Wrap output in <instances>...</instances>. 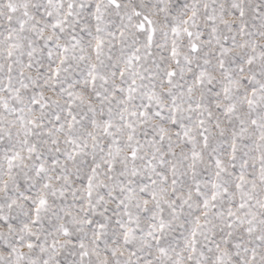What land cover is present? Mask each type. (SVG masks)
I'll list each match as a JSON object with an SVG mask.
<instances>
[{
  "label": "snow or ice",
  "instance_id": "snow-or-ice-1",
  "mask_svg": "<svg viewBox=\"0 0 264 264\" xmlns=\"http://www.w3.org/2000/svg\"><path fill=\"white\" fill-rule=\"evenodd\" d=\"M0 264H264V0H0Z\"/></svg>",
  "mask_w": 264,
  "mask_h": 264
}]
</instances>
